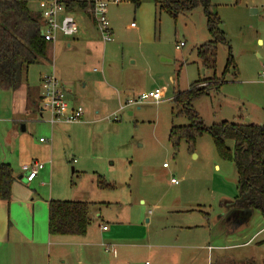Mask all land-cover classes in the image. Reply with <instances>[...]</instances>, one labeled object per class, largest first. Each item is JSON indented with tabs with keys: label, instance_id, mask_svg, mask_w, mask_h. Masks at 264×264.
Segmentation results:
<instances>
[{
	"label": "rangeland",
	"instance_id": "obj_1",
	"mask_svg": "<svg viewBox=\"0 0 264 264\" xmlns=\"http://www.w3.org/2000/svg\"><path fill=\"white\" fill-rule=\"evenodd\" d=\"M209 1L220 19L219 29L231 49L233 65L220 90L195 101L193 109L207 127L225 121L262 126L264 0ZM34 7L30 9L36 10ZM106 14L112 41L101 49L102 80L114 84L120 100L115 93L96 114L81 106L84 115L80 122L51 126L47 115L37 117V103L32 102L36 98L32 87L39 88L41 76L49 73L51 66H31L28 88L0 91V163L9 164L13 173H20L21 167L31 162L42 164L44 171L33 184L18 181L20 188L40 196L47 197L52 187V198L57 201L83 197L108 203V207L91 206V226L99 223L109 229L108 234L118 231L114 235L122 240L133 236L147 241L129 242L146 246L123 252V258L128 257L132 264H264L261 213L254 210L241 223L229 218L238 196L234 163L219 157L208 134L198 137L191 148L183 140L174 148L168 140L172 125H188L187 119L175 116L174 93L186 92L191 84L212 77L210 71H203L197 56V48L211 41L201 7L173 19L157 11L152 0H141L138 7L127 2L109 4ZM79 55L67 56L75 67ZM227 57L228 48L218 45L217 78L222 77ZM54 65L60 67L59 60ZM96 67H85L86 84L91 76L101 78L100 73H92ZM78 83L69 90L72 94L73 89L80 90ZM156 90L161 93L159 104L146 102L118 112L126 101ZM81 93L89 96L87 91ZM21 105L33 107L34 114H25ZM14 124L15 134L25 146L20 158L17 138L10 132ZM21 126L26 129L23 133ZM40 138L46 141L43 145L52 147L48 157L40 149ZM49 169L51 186L49 174L45 175ZM97 176L114 189H98ZM171 180L178 184L172 186ZM189 205L200 210L192 214L164 211ZM14 215L25 224L21 207ZM0 264H5L3 256Z\"/></svg>",
	"mask_w": 264,
	"mask_h": 264
},
{
	"label": "trees",
	"instance_id": "obj_2",
	"mask_svg": "<svg viewBox=\"0 0 264 264\" xmlns=\"http://www.w3.org/2000/svg\"><path fill=\"white\" fill-rule=\"evenodd\" d=\"M32 0H0V91H18L28 88L27 72L31 66L47 59L49 43L41 37V13L29 7ZM159 12H165L173 19L179 15L201 7L206 19L211 41L197 48V56L203 71L212 73L210 79L198 80L189 90L175 92L172 99L177 113L184 117L186 126H171L168 140L174 148L185 141L190 148L202 134H208L219 155L225 161L234 163L237 175L238 196L231 206L230 217L235 222L245 221L243 210H257L264 217V125L246 122H221L210 127L193 109V103L209 97L220 90L224 75L233 65L231 49L219 29L221 24L209 0H152ZM67 11L85 12L92 6L91 0H60ZM139 6L141 0H121ZM228 48V57L221 78L215 76L217 46ZM35 104V101H32ZM37 105V104H35ZM230 144V145H229ZM13 171L9 164H0V202L9 203ZM96 186L100 190H112L97 176ZM90 207L87 202L57 201L48 202V232L51 237H84L91 224ZM207 217L206 214H204Z\"/></svg>",
	"mask_w": 264,
	"mask_h": 264
},
{
	"label": "crops",
	"instance_id": "obj_3",
	"mask_svg": "<svg viewBox=\"0 0 264 264\" xmlns=\"http://www.w3.org/2000/svg\"><path fill=\"white\" fill-rule=\"evenodd\" d=\"M31 5L33 7L35 6L34 8L36 10L33 11L40 13L46 7L45 0H32L29 3L30 7ZM64 14L74 18L78 26V33L72 38H66L63 35L58 34L55 43L50 44L48 48L46 61L41 63H43V65H47V67L48 65L51 66V68L52 66L54 67L56 76L64 91L67 93L68 100L72 104L83 106L86 111L90 109L96 114L98 109H103V107L108 104L106 101H110L115 93L117 94L118 101L120 100L114 84H108L102 80L104 79L102 67L103 60L99 57L101 49L108 44L102 41L99 32L95 28L90 16L87 13L79 10H71L67 12L65 10ZM86 17L89 18V22L86 21L85 23ZM70 53H76L77 55L80 54L76 67L73 64V59H69L67 57ZM55 60H59L60 67L57 68L56 65H54ZM79 61H82V63H79ZM90 64L98 66L96 67L97 69L92 70V73H100L101 78L92 79L91 76V79H89L86 84L83 75L86 70L85 67L90 66ZM99 66H101V69ZM87 72L90 73V70L87 69ZM77 80L79 81L78 84L80 86V90L73 89L75 93L73 92L74 94H72L69 90L74 87ZM38 86L39 88L32 87V91L35 90L36 97L35 99L33 97L34 100L32 101L37 103L36 114L39 119H42L44 114L41 113L40 109V80ZM81 90L87 91L89 96H83ZM21 108H23L24 113L29 111L31 114H34L32 111L33 107H28V109L25 106L22 107L21 105ZM14 125L15 126L10 130V132L13 133L14 138H17L15 134V128L17 126L16 124ZM53 129L54 128H52V130ZM25 131V127L24 131H21L20 129L21 133ZM17 143V158H20L25 147L21 136L17 138ZM45 143L46 141L44 140V142L40 144L43 145ZM40 149L42 152L46 153L45 157H48L52 152V147L50 145H43ZM22 167L20 169L21 174L18 172L13 173L14 180L11 186L10 202H0V256L4 257L5 264H132V261H130L128 257L126 259L123 258V252L128 248H146L144 245H134L129 243L137 241L144 244L142 242H147L144 239L140 240V238H135L133 236L124 238V240L119 239V237L114 235L118 231L108 234L109 229L99 223L95 224L93 228L90 224L84 237H51L48 232V202L54 200L52 198V196H54L51 189L52 187L49 189L47 197H44L38 195V193L34 190L20 188L18 183V181H23L26 184H33L37 179L38 173L40 171H44V167L38 171L36 177L29 183H27L23 177ZM215 169H217V167ZM47 174H49L48 179L51 186L53 176L52 170H47L45 175ZM171 185L176 186L174 184ZM82 198L83 197L76 198L74 201L87 202L91 206H109V204L105 202L96 203L93 200L89 199V201H87ZM18 207H21L23 210V215H25V224L20 223L17 219L18 217L14 215V211ZM198 210H200V208H194L189 205L185 209H183V207L178 209L166 208L164 211H171L170 213L175 212L178 214H192L197 213ZM99 211L100 210L96 213H99ZM97 218L100 219L101 217L97 215ZM148 223L149 220L147 221V224ZM178 240L179 238L177 237L176 241ZM166 248H174V246H167ZM177 248L179 247L177 246ZM101 258H107V262L101 261Z\"/></svg>",
	"mask_w": 264,
	"mask_h": 264
},
{
	"label": "built area",
	"instance_id": "obj_4",
	"mask_svg": "<svg viewBox=\"0 0 264 264\" xmlns=\"http://www.w3.org/2000/svg\"><path fill=\"white\" fill-rule=\"evenodd\" d=\"M92 6L85 10L95 28L99 32L104 43L112 41V33L109 22L107 20V6L109 4L118 5L121 0H91ZM45 9L41 12V37L45 42L54 44L58 34L66 38H72L78 33V26L73 17L65 15L64 5L60 0H45ZM134 28V25H131ZM261 76L264 77V71ZM41 113L48 116L46 122L51 126L58 123L75 124L82 120L84 111L81 106H71L68 100L67 93L64 91L60 81L58 80L54 67L51 71L41 76ZM161 93L159 91L141 94L134 99L126 101L124 105H120L118 112H122L128 107L137 106L146 102L158 104L160 102ZM114 116V115H113ZM116 116L114 119L116 120ZM40 143L44 140L40 139ZM163 168H168L163 164ZM43 168L42 164L31 162L22 167L23 177L27 183L31 182L37 175L38 171ZM171 184L177 185L175 180L170 181ZM106 229V228H104Z\"/></svg>",
	"mask_w": 264,
	"mask_h": 264
},
{
	"label": "water",
	"instance_id": "obj_5",
	"mask_svg": "<svg viewBox=\"0 0 264 264\" xmlns=\"http://www.w3.org/2000/svg\"><path fill=\"white\" fill-rule=\"evenodd\" d=\"M247 123V121H246ZM21 131H24V126H21ZM242 214H244V219L247 220L249 216L251 215V211L249 210H243Z\"/></svg>",
	"mask_w": 264,
	"mask_h": 264
}]
</instances>
